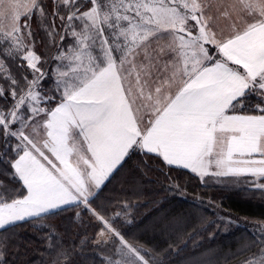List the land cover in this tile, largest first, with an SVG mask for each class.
Masks as SVG:
<instances>
[{
  "label": "snow or ice",
  "instance_id": "snow-or-ice-1",
  "mask_svg": "<svg viewBox=\"0 0 264 264\" xmlns=\"http://www.w3.org/2000/svg\"><path fill=\"white\" fill-rule=\"evenodd\" d=\"M37 10L52 18L63 71L35 50ZM9 59L31 78L0 73V165L18 185L0 192V229L72 208L85 239L65 246L49 232L42 239L63 257L52 264H95L107 246L102 264H228L205 244L219 229L204 233L237 222L185 211L181 185L152 179L141 158L201 181L250 177L264 199V0H0V62ZM253 232L237 264H264V222ZM88 240L98 241L90 252ZM24 246L0 240V264H17Z\"/></svg>",
  "mask_w": 264,
  "mask_h": 264
},
{
  "label": "trees",
  "instance_id": "trees-1",
  "mask_svg": "<svg viewBox=\"0 0 264 264\" xmlns=\"http://www.w3.org/2000/svg\"><path fill=\"white\" fill-rule=\"evenodd\" d=\"M53 0H42L44 5H50ZM52 9L49 7L48 12ZM39 15L32 17L30 20V26L33 25V33L35 40V50L38 55L41 56L42 61H45L43 67L45 69L54 70V65L56 63L54 57L56 56V48L50 43L51 37L48 35V29L52 23V18L49 15L47 19L43 17L44 22L40 23ZM23 22V20H22ZM55 23L58 25L59 20L57 19ZM43 28H42V27ZM57 31L60 29L57 28ZM50 39H49V37ZM56 41L59 43V36H56ZM20 63L19 60L9 59L6 62H1L0 73L3 76H23L30 73V70L20 69L17 65ZM2 67H6L7 73H3ZM54 75V72L52 73ZM29 78H31L29 74ZM0 83L2 87L5 86L3 78H0ZM26 91V90H25ZM0 103H3L0 100ZM135 159V157H134ZM147 168L149 176L159 181L161 185H166L169 183L179 184L183 189V194L187 197V202L183 203L181 207L187 211L193 213L195 216L202 219H216L219 217H224L225 220L232 219L237 223L228 225L227 223H216L207 231L204 235L210 234L214 229H219L214 241H205V244L212 249L218 251L221 256L228 253L231 258L228 260V264H237L238 261L242 260L246 252H239L238 250L248 241L243 238L240 241L238 239L244 234H248L249 229L253 227L252 221L263 222L264 221V199L260 198L258 192H250L248 188H239L234 193L229 191H224L223 187H218L211 182L206 183L199 180V178L192 175L190 172L182 168H173L169 171L168 167H164L162 164L159 167L162 171H157L158 162L155 159H149L148 157L141 158ZM126 170L122 171L112 184H109L108 188L104 190L103 196H111L114 193L111 192L113 187H119L118 181L125 178ZM13 187H18L14 180H11L9 174L6 172L5 167L0 165V192L5 190H11ZM203 203H200V201ZM152 205H147L146 207H139L136 210V214L139 216L145 213ZM75 211V209H68L66 212L59 213L57 215H42L39 218H29L27 223H17L15 226L16 234L8 240V247L10 251L15 250L17 244L23 243L25 246L21 249V255L17 260V264H52L54 260L59 258L62 262L63 257H58L57 253L59 249L54 247H49V241L42 239L49 232H54L57 236H62L64 240L69 243L65 246H74L79 248L85 239V233L81 232L77 235L78 229L71 223L70 213ZM119 209H112L109 215H114ZM216 213L217 215H213ZM234 215V217L230 216ZM253 219V220H250ZM151 217L145 221V224H149ZM37 225L38 227H33ZM4 229V228H3ZM2 229H0V233ZM99 226H94L88 229L87 235L95 236L99 233ZM137 237L141 236V230H133ZM190 231V229H189ZM253 231V230H252ZM151 233L149 232L147 236L138 239V243L144 245L145 241L149 239ZM183 237H181V240ZM196 239H199L198 237ZM75 242L72 245V242ZM180 241L177 240V243ZM97 243L95 240H88L87 243L83 244L86 251H92L91 245ZM191 245L192 241H188ZM226 243L232 244L224 247ZM151 247V245H146ZM167 246V245H163ZM110 250V246H107L104 251L96 249V256L89 257V259H94L95 264H102V259L106 252Z\"/></svg>",
  "mask_w": 264,
  "mask_h": 264
},
{
  "label": "rangeland",
  "instance_id": "rangeland-1",
  "mask_svg": "<svg viewBox=\"0 0 264 264\" xmlns=\"http://www.w3.org/2000/svg\"><path fill=\"white\" fill-rule=\"evenodd\" d=\"M27 2H28V0H21V3H27ZM37 12H38V15H39V18H38L39 22H40V23H43V22H44L43 17L40 16V14H39V10H37ZM4 23L7 24L8 21H4ZM19 23L23 24V23H24V20H23V22H22V20H21ZM218 24H219L220 27H224V26H225V22H224L223 20H220V21L218 22ZM41 27H42V26H41ZM42 28H43V27H42ZM33 29H34V26L31 25V30L33 31ZM48 37H49V36H48ZM49 39H50V37H49ZM2 63H3V62H2ZM63 63H66V62H57V61H56L55 65H54V70H60V71L65 70V69L62 67V64H63ZM0 64H1V62H0ZM2 69H3V73H7V69H6V67H2ZM54 75H55V72H54ZM0 87H2V84H1V83H0ZM253 102H255V101H253ZM217 150H219V149H217ZM258 158H259V157H257V159H258ZM251 179H252V178L249 177V178H241L239 181H236V180H234V179H229V180H226V181H224V182H221V180H218V179L215 178V177L209 176V177H206V178L204 179V181H202V182L206 183L207 181H209V182H211L212 184H214V185H216V186H218V187H223V190H224V191H229V192H232V193H234L235 191H237L239 188H244V187L248 188L250 192L255 193V192H257V191H255L253 188H251V185H250V183H249V181H250ZM199 180H200V179H199ZM200 181H201V180H200ZM262 182H264V181H262ZM230 216L234 217V215H230ZM250 220H253V219H250ZM252 222H253V225H254V224H259V223H261V222L258 223L257 221H252ZM263 222H264V221H263ZM252 230H253V227L249 229L250 232H248V234H244L243 236H241V237L238 239V241H240V240L243 239V238H245L248 242H249L250 240H252V239H253V236L255 235V233H254ZM15 234H16V228H15V227H10L9 229H7V230H5V231H3V232L0 233V240H3L4 238H8V240H9V239H10L12 236H14ZM96 242L98 243V241H96ZM246 244H247V243H246ZM246 244H244V245H246ZM227 245H232V244L226 243V244L224 245V247L227 246ZM244 245H243V246H244ZM241 249H242V248H240L238 251H239V252H242Z\"/></svg>",
  "mask_w": 264,
  "mask_h": 264
},
{
  "label": "crops",
  "instance_id": "crops-1",
  "mask_svg": "<svg viewBox=\"0 0 264 264\" xmlns=\"http://www.w3.org/2000/svg\"><path fill=\"white\" fill-rule=\"evenodd\" d=\"M9 228H10V226H5L4 229H2L1 231L3 232V231H5V230H7Z\"/></svg>",
  "mask_w": 264,
  "mask_h": 264
}]
</instances>
